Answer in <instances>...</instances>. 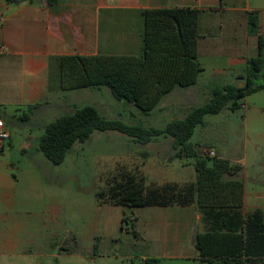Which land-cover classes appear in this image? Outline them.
I'll return each mask as SVG.
<instances>
[{"label":"crops","instance_id":"crops-1","mask_svg":"<svg viewBox=\"0 0 264 264\" xmlns=\"http://www.w3.org/2000/svg\"><path fill=\"white\" fill-rule=\"evenodd\" d=\"M174 8L198 11V60L204 69L207 62L228 60L229 68L238 70L234 84L244 86L240 77L259 53L258 37L248 32V16L258 12L264 35V0H59L53 5L47 0L1 1L0 43L6 51L0 56V118L10 139L0 145V264H43L57 257L43 252L40 239V196L52 194L44 192L39 178L52 175V168L39 142L46 127L60 118L59 111L73 114L89 106L85 104L92 91L101 92L75 86V57H140L143 13ZM196 85L175 91L186 96ZM249 198H264V192L245 190L246 213ZM46 204L50 211L56 207L52 198ZM140 209L136 226L150 250L143 259L196 263L194 239L203 227L195 206Z\"/></svg>","mask_w":264,"mask_h":264},{"label":"trees","instance_id":"trees-1","mask_svg":"<svg viewBox=\"0 0 264 264\" xmlns=\"http://www.w3.org/2000/svg\"><path fill=\"white\" fill-rule=\"evenodd\" d=\"M21 4L35 0H0ZM53 5L59 0H47ZM144 16L143 54L133 56L75 57V86L102 90L134 105L150 115L164 97L177 89L197 84L204 68L198 60V11L193 8L147 10ZM248 32L257 36L259 53L248 61L244 86L225 85L212 91L211 99L194 108L183 120H174L164 129H146L120 120H108L97 108L85 106L61 116L46 127L39 150L54 166L61 165L76 143L87 142L96 131H116L140 144L159 137L172 138L175 158H194L196 182L146 186L145 176L123 172L98 192L100 203L132 207L195 206L201 217L202 232L194 239L198 252L195 264H264V210L245 212V184L242 167L229 161L199 155L190 143L206 115L219 114L229 107L238 109L242 101L264 90V35L260 34L259 14L248 16ZM124 220H127L126 218ZM140 264H161L157 258Z\"/></svg>","mask_w":264,"mask_h":264},{"label":"rangeland","instance_id":"rangeland-1","mask_svg":"<svg viewBox=\"0 0 264 264\" xmlns=\"http://www.w3.org/2000/svg\"><path fill=\"white\" fill-rule=\"evenodd\" d=\"M207 63L192 93L178 96L176 91L183 89L173 91L148 116L134 105L116 101L107 88L92 91L91 100L85 105L97 108L108 120L164 129L170 122L183 120L194 108L205 105L215 88L225 83L237 86L234 83L238 70L230 69L228 60ZM66 113L59 111L57 117ZM190 143L199 155L209 157V165L222 159L241 166L240 179L246 192H264V90L246 97L238 109L227 107L219 114L206 115ZM211 151L215 157L209 155ZM174 154L170 137H159L144 145L116 131H96L87 142L76 143L61 165L50 163L52 175L41 174L39 178L41 184L44 182V192L52 194L40 196V239L43 252L56 253L57 257L43 264H140L150 251L136 226L142 209L100 203L97 194L123 172L145 176L148 187L196 182L195 159L171 161ZM42 156L47 160L43 153ZM36 168L41 171V167ZM50 198L56 204L53 211L46 204ZM254 206L264 210V198H249L247 210L254 211Z\"/></svg>","mask_w":264,"mask_h":264},{"label":"built area","instance_id":"built-area-1","mask_svg":"<svg viewBox=\"0 0 264 264\" xmlns=\"http://www.w3.org/2000/svg\"><path fill=\"white\" fill-rule=\"evenodd\" d=\"M1 24H2V20L0 19V27H1ZM5 51H6L5 46H3L0 43V56H2L5 53ZM9 139H10V133L6 127L4 120L0 118V145H2L4 142L8 141ZM209 155L211 157L216 156L214 151H211L209 153Z\"/></svg>","mask_w":264,"mask_h":264}]
</instances>
